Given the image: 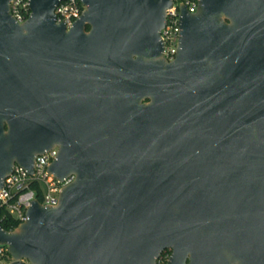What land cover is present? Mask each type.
<instances>
[{
  "label": "water",
  "instance_id": "obj_1",
  "mask_svg": "<svg viewBox=\"0 0 264 264\" xmlns=\"http://www.w3.org/2000/svg\"><path fill=\"white\" fill-rule=\"evenodd\" d=\"M0 0V185L13 164L72 182L0 227L11 264H264V0L179 7L171 61L159 30L170 0Z\"/></svg>",
  "mask_w": 264,
  "mask_h": 264
},
{
  "label": "built area",
  "instance_id": "obj_2",
  "mask_svg": "<svg viewBox=\"0 0 264 264\" xmlns=\"http://www.w3.org/2000/svg\"><path fill=\"white\" fill-rule=\"evenodd\" d=\"M171 4L164 11V24L159 30L161 56L165 61L174 58L179 36V7L183 6L188 13H193L197 0H170ZM84 6L79 0H59L53 8V20L62 23L68 29L79 17ZM8 14L17 24L23 23L30 15L29 0H9ZM57 147L52 146L34 156L31 171L13 164L10 172L2 179L0 185V223L7 221L13 230L26 219V210L32 200L41 206H55L61 188L72 182L74 176L68 174L58 179L47 167L55 158ZM1 227V225H0ZM2 228V227H1ZM3 229V228H2ZM170 250L163 249L155 258L154 264H169ZM14 259L7 251L5 244L0 243V264H11ZM22 264H29L20 258Z\"/></svg>",
  "mask_w": 264,
  "mask_h": 264
},
{
  "label": "trees",
  "instance_id": "obj_3",
  "mask_svg": "<svg viewBox=\"0 0 264 264\" xmlns=\"http://www.w3.org/2000/svg\"><path fill=\"white\" fill-rule=\"evenodd\" d=\"M0 225H1V227L3 229H8L9 228V225H8L7 221L1 222Z\"/></svg>",
  "mask_w": 264,
  "mask_h": 264
}]
</instances>
